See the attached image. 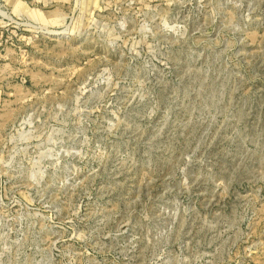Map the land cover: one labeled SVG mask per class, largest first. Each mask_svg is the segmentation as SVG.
<instances>
[{
  "label": "rangeland",
  "instance_id": "1",
  "mask_svg": "<svg viewBox=\"0 0 264 264\" xmlns=\"http://www.w3.org/2000/svg\"><path fill=\"white\" fill-rule=\"evenodd\" d=\"M0 264H264V0H0Z\"/></svg>",
  "mask_w": 264,
  "mask_h": 264
}]
</instances>
